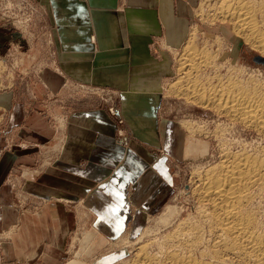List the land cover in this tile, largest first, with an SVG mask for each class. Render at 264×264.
Segmentation results:
<instances>
[{"label": "crops", "instance_id": "obj_1", "mask_svg": "<svg viewBox=\"0 0 264 264\" xmlns=\"http://www.w3.org/2000/svg\"><path fill=\"white\" fill-rule=\"evenodd\" d=\"M34 2L48 30L51 66H41L26 87L0 90V231L16 225L23 235L39 236L24 245L29 258L41 251L59 255L60 245L47 235L66 234L83 217L79 211L109 243L137 233L169 203L175 187L172 136L170 122L159 115L160 85L172 75L171 50L185 40L195 8V0ZM17 36L0 24V53ZM75 85L110 91L123 125L105 104L77 101L69 93ZM52 97L59 104L53 111L65 120V139L62 130L57 155L32 172L35 151L54 135L44 109ZM15 191L37 202L39 212L17 209ZM65 201L76 211L67 210Z\"/></svg>", "mask_w": 264, "mask_h": 264}, {"label": "rangeland", "instance_id": "obj_2", "mask_svg": "<svg viewBox=\"0 0 264 264\" xmlns=\"http://www.w3.org/2000/svg\"><path fill=\"white\" fill-rule=\"evenodd\" d=\"M205 1L206 0H195V8L191 14L187 35L190 34L193 28L200 26L205 37L211 41H213L215 36H225L227 40L226 49H224V51H222L223 53L219 56V61L223 62L229 59V63H224L222 65L223 67H217L216 70L218 71L220 69L219 72L222 73L221 75L226 74L229 77H238L242 79V81H245L249 77L258 80L263 79L264 81V62L255 61V58L259 56L254 49H251L247 45H243L241 40H236L228 26L219 27L218 25H208L200 20L199 13L202 5L205 4ZM0 24L8 25L13 31L18 33V36L16 37L17 39H14L12 43L13 45H9L5 51H1L2 53H0V90L15 88L19 85L26 87V82L29 83L31 77L36 74L41 66H51V51L48 47L50 44L48 30L44 21L39 20L37 16L34 0H0ZM172 62L174 66L173 74L167 78L168 80L165 79V81H162L160 85L161 105L159 108L160 117L170 122L168 134H171L172 136V140L168 145V150L173 157L171 160V169L173 176L175 177V187L174 194L166 205L173 207L176 206V212L172 215V225L160 229V232L157 231L156 233V231H152V233H148L150 235L146 234L147 236L145 235L140 241H137V243L131 247L129 245L126 247L127 245L123 244L122 240L125 238H128V241L134 244L141 232L146 228L154 230L158 225L157 218L163 213L166 208L165 206L157 213L146 218L143 221L140 231L137 233L129 236L127 234L123 235L119 243L118 241H109L113 242L115 246L112 245L113 243L109 245L110 243L108 242L101 243L97 241L96 247L93 248V251H91L88 256H86L87 253L85 254V252L81 251L83 247L81 240L84 235L82 233L87 232L90 225L85 219V221L81 222L84 214L79 211V215H83V217L80 218V221H77V219L74 220L73 224H71L69 228H66V234L58 237L47 235L48 239H50V241H48L49 243L60 245L61 253L59 255L54 254L53 256H50L52 255L50 252L41 251L38 255H34L32 258L26 256L31 250L29 249L26 251L24 245H27L29 243L28 241H30V243L34 242L35 244L38 242H35V240L36 238H39V236L37 237L35 234L23 235L19 230V227H15L16 225L9 226L0 231V264H73L74 262H78V264H90L89 261H92L91 264H114L120 262L122 259L128 261L125 262L126 264H130L129 261L132 262L137 247L142 244H147L148 250L150 251L149 253L158 254V245L154 246L155 243H153L155 240L157 243L162 242L166 235L172 232L178 224L189 225L198 220V211L202 206V203H200L201 201H199L198 187L200 184L199 182L203 179L205 170L218 164L225 151L236 152L237 150L242 151L243 149L245 151L253 152L258 149V151L263 150L264 152V135L261 132H258L255 128L239 122L238 120L235 121L230 119L228 116L219 113L214 108L198 107L197 104L193 103L188 104L185 100L179 99L173 94L171 95L169 88L179 77L174 75L177 63L174 61L173 55ZM230 66L234 67L230 68ZM213 71H215V69L212 70V72ZM211 74L214 75V72ZM253 75H255V77ZM257 76L260 79L257 78ZM69 93L73 95L77 101L91 99L95 103L105 104V106H108L107 111L113 116L116 123L121 125L123 122V119L116 115V102L110 91L99 87L83 88L75 85L69 88ZM55 100L57 99L52 97L49 101L50 103L48 102L49 105L46 102L44 108L49 126L53 130L54 135L51 143H47V146H41L35 151V164L30 168L32 172H37L52 162V159L58 152L57 149H54V145L56 142L60 141L62 130V142L65 139V137H63V134H65V125L62 127V123L65 124V120H63L59 114L56 115L53 111V106H59V104L55 103ZM69 106L70 104L67 101H63V109L69 108ZM189 119L191 122H194L195 127H193L196 129V134L198 133L197 130H199V133L198 135L193 136L194 146L192 154H189L190 156H184L183 152L185 150L187 132L181 123L183 121H189ZM117 136L120 139H124L125 131L122 127H118ZM23 170L24 168H19L20 177L23 175ZM12 179H14L15 182L18 180L15 175H13ZM19 185L20 180L19 182L17 181L16 190L20 189H18ZM254 191L255 197L253 204L255 207L257 206V218L259 217L258 221L260 220L259 222L262 224L261 227L264 229V195L260 197L258 195V190L254 189ZM15 194V205L17 209L32 213L39 212L37 202L33 204V202L25 199L21 193H16L15 191ZM40 202L46 204L43 200ZM66 209L76 211L75 205L71 203H66ZM32 239L34 241H31ZM142 241L143 243L141 244ZM14 243H16V246H19V249L12 246ZM24 253L26 254L24 255ZM50 259L55 260V263H52Z\"/></svg>", "mask_w": 264, "mask_h": 264}, {"label": "bare ground", "instance_id": "obj_3", "mask_svg": "<svg viewBox=\"0 0 264 264\" xmlns=\"http://www.w3.org/2000/svg\"><path fill=\"white\" fill-rule=\"evenodd\" d=\"M204 3L199 13L201 21L208 25L228 26L236 40H241L243 45L254 49L264 59V0H206ZM226 41L223 35L215 36L211 41L205 37L200 26L193 28L180 47L171 50L177 63L174 75L179 77L169 91L188 104L214 108L264 135V81L253 77L242 81L238 77L221 75L220 69L216 70L229 63V59L219 61V56L226 49ZM181 124L187 132L183 154L188 156L193 152V136L198 135L199 130L196 134L194 122L190 119ZM237 151H225L218 164L205 170L198 187L202 203L198 220L194 223L192 220L189 225L178 224L162 242L157 243L154 239V246L159 248L158 254L149 253L147 244H142L143 240L130 264H264V229L257 218V206L253 204L254 189L258 190L260 197L264 195V152L258 149L253 152ZM175 207L166 206L158 216V225L154 230L146 228L134 244L128 238L122 240L123 244L131 247L146 234L160 232V229L172 225ZM82 221H85L84 217ZM96 229L90 226L87 232L82 233L84 248L81 251L87 253L86 256L96 247L97 241L107 242ZM122 236L116 240L118 243ZM125 262L128 261L122 259L114 264Z\"/></svg>", "mask_w": 264, "mask_h": 264}, {"label": "water", "instance_id": "obj_4", "mask_svg": "<svg viewBox=\"0 0 264 264\" xmlns=\"http://www.w3.org/2000/svg\"><path fill=\"white\" fill-rule=\"evenodd\" d=\"M255 61H257V62H264V59H262L260 57H257V58H255Z\"/></svg>", "mask_w": 264, "mask_h": 264}]
</instances>
